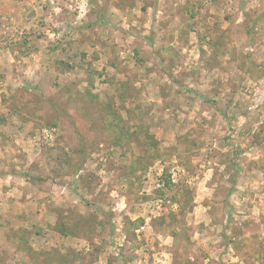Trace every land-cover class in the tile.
I'll return each mask as SVG.
<instances>
[{"label":"rangeland","instance_id":"rangeland-1","mask_svg":"<svg viewBox=\"0 0 264 264\" xmlns=\"http://www.w3.org/2000/svg\"><path fill=\"white\" fill-rule=\"evenodd\" d=\"M0 264H264V0H0Z\"/></svg>","mask_w":264,"mask_h":264}]
</instances>
